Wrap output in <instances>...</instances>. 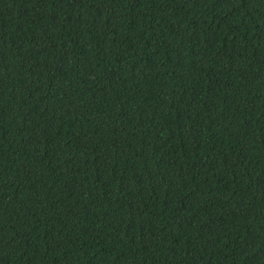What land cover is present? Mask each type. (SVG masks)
<instances>
[{"label": "trees", "instance_id": "16d2710c", "mask_svg": "<svg viewBox=\"0 0 264 264\" xmlns=\"http://www.w3.org/2000/svg\"><path fill=\"white\" fill-rule=\"evenodd\" d=\"M0 264H264V0H0Z\"/></svg>", "mask_w": 264, "mask_h": 264}]
</instances>
